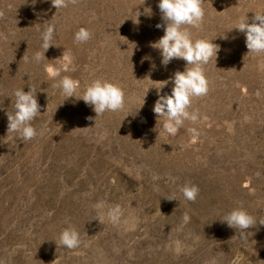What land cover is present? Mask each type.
Instances as JSON below:
<instances>
[{"label": "rangeland", "instance_id": "1", "mask_svg": "<svg viewBox=\"0 0 264 264\" xmlns=\"http://www.w3.org/2000/svg\"><path fill=\"white\" fill-rule=\"evenodd\" d=\"M158 3L77 0L56 10L51 0H0L5 264H231L237 254L241 264H264V226L257 223L243 240L221 222L234 209L264 221V55L248 52L245 35L234 28L245 13L251 22L264 12V0H204L201 26H185L194 40L214 39L220 51L204 66L208 94L194 97L189 108L199 119L186 120L175 136L163 133L153 107L160 81L169 80L160 94H171V78L186 65L174 59L165 68L152 47L164 34L156 28L162 23ZM49 24L55 25L54 46L36 63ZM81 27L94 35L78 44ZM67 52L77 71L61 78L71 75L80 87L76 98L64 101L62 90L52 86L60 78L49 79L46 66ZM97 78L123 85L122 110L95 117L78 99ZM29 86L36 87L41 106L32 123L43 135L24 141L7 132V113L14 112L15 90ZM193 127L198 137L188 131ZM188 182L200 189L194 202L180 191ZM172 195L175 200H168ZM100 201L121 206L120 224L109 220L107 209L95 208ZM69 223L81 239L74 250L60 244Z\"/></svg>", "mask_w": 264, "mask_h": 264}, {"label": "clouds", "instance_id": "2", "mask_svg": "<svg viewBox=\"0 0 264 264\" xmlns=\"http://www.w3.org/2000/svg\"><path fill=\"white\" fill-rule=\"evenodd\" d=\"M76 2L77 0H51V4L56 10L67 8L70 3L75 4ZM203 2L204 0H159L157 5L162 23L156 24V28H162L164 34L152 47L160 51L162 57L161 65L165 68L174 59H182L186 65L184 71H176L171 78L173 83L171 94H160L161 90L169 83V80L160 81L162 82L160 86L158 88L155 87L158 98L154 103L153 112L157 117V123L162 126L163 133L168 136L177 135L186 120H190L195 124L199 119L198 111L190 112L189 108L194 97H203L208 94L210 82L206 76L204 66L213 58L216 60L220 51V46L212 42L214 39L200 38L194 40L192 33L185 27L199 28L201 26L205 16ZM148 13H150V9ZM140 15L141 13L137 11V24H139L138 17ZM3 16L4 10L0 9V18ZM234 28L245 35V44L248 52L257 56L264 55V12L256 13L251 22H249L245 13L240 17L237 26ZM54 35L55 25L49 24L41 37L43 51L35 52L33 57L36 63L46 59L45 53L50 46H54L52 43ZM93 35V32L81 27L76 32L74 40L78 44L86 43ZM224 38L226 39V37ZM24 59L28 61V57L25 56ZM56 59V64H48L46 66V72L49 79L57 80V78H60L52 86L62 90L65 101L68 98L75 97V93L80 87V82L77 79H73L71 75H64L61 78V74L74 73L77 71V66L75 58L70 52L63 53L62 59ZM152 70H155L154 64L152 65ZM14 96V112L7 113V132L19 133L20 138L24 141L43 135L42 132L37 131L32 123L41 113L36 87L29 86L28 91H24L23 87L18 88L15 90ZM144 97L139 109L143 107ZM78 99H82L86 105L90 106L95 113V117H98L105 112L122 110L125 106L126 94L121 83L97 78L87 86L82 97ZM138 114L137 111L134 116ZM188 131L194 138L199 136V132L195 127L190 128ZM152 179L159 180L160 177L158 174H153ZM180 191L187 201L194 202L199 195L200 189L197 185L188 182ZM167 199L170 201L175 200V196H169ZM95 208L98 210L107 209L106 215L113 224L122 222L123 210L119 204L107 206L104 201H100L96 203ZM189 222L190 216L185 213L183 224L186 225ZM221 222L226 223L229 228L235 229L239 238L243 240L248 239V229L255 227L257 223L264 226V221H257L255 217L243 209L232 210L224 216ZM123 223L128 225L130 221L123 220ZM60 244L70 250L79 248L81 239L75 226L69 223L61 232ZM176 245V251L179 252L181 250L179 242H176ZM242 260L243 256L237 254L231 264H241ZM0 264H5V262L0 260ZM211 264H216V261L213 259Z\"/></svg>", "mask_w": 264, "mask_h": 264}]
</instances>
